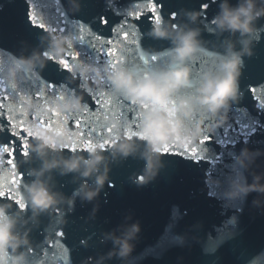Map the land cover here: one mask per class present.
Listing matches in <instances>:
<instances>
[{
	"label": "clouds",
	"instance_id": "clouds-1",
	"mask_svg": "<svg viewBox=\"0 0 264 264\" xmlns=\"http://www.w3.org/2000/svg\"><path fill=\"white\" fill-rule=\"evenodd\" d=\"M80 8V0H67L69 12L76 13ZM202 10L203 6L201 10H182L181 20L175 24L162 15L158 22H152L147 36L166 41L169 46L152 50L154 55L164 59L147 69L127 58L115 67L88 62L73 65V76L93 77L95 85L107 84L129 105L137 106V127L129 136L124 131L129 125L126 117L109 120L113 128L112 142L106 147H93L86 153L63 151L76 137V131L71 128H34V135L28 141L29 155L18 167L25 163L38 166L29 167V179L20 182L15 189L26 207L21 209L11 201L0 200V264H30L29 255L36 247L32 233L40 228L42 217H48L51 222L57 211L73 210L77 199L93 205L89 219H94L105 185L112 186L113 165L129 157L142 160L143 168L129 179L138 187L146 186L165 167L163 149L166 145L196 144L206 133L228 123L231 106L241 98L244 58L254 54L257 35L264 30V25L260 24L264 19V0H236L235 4L231 0H218V11L210 24L214 26L219 51L194 76L193 63L202 54H208V41L202 38L206 30L201 26ZM177 15L171 14L173 18ZM70 39L68 35L44 33L38 48L17 57L9 67L8 78L14 80L22 71L40 78L48 57L64 55ZM144 52L148 54L149 50ZM85 103L83 95L74 94L47 106L27 98L24 107L33 114L52 110L76 113L83 111ZM261 157H264V150L248 147L234 156L221 192L226 201H243L256 193L252 207L264 209V168L257 164ZM69 175L71 183L76 185L70 196L60 189L57 180V177ZM215 182L221 184V181ZM67 223L65 214L59 232L63 233ZM140 232V221L134 220L131 214L126 215L116 227L100 233L99 244L111 247L106 252L86 257L81 264H110L113 260L125 264ZM179 240L183 243L185 237ZM81 244L86 248L91 246L88 239Z\"/></svg>",
	"mask_w": 264,
	"mask_h": 264
},
{
	"label": "water",
	"instance_id": "water-1",
	"mask_svg": "<svg viewBox=\"0 0 264 264\" xmlns=\"http://www.w3.org/2000/svg\"><path fill=\"white\" fill-rule=\"evenodd\" d=\"M44 2L47 5L44 9L45 15L54 22L55 0ZM61 2L69 18L67 29L71 31L73 24L83 23L106 37H111V29L123 21L127 11L131 10L134 4L139 3V11L146 9L145 0H80V10L71 13L67 10V0ZM155 2L159 15L171 19L174 24L181 20L182 10H201L202 5H207V8L202 10L201 26L206 28L202 38L208 41V54H202L199 60L193 63L195 76L219 51L216 47L214 26L210 24L218 11V0L217 3H213V0ZM231 2L235 4L236 0ZM28 11V0H0V80L5 85L15 83L21 89V94L29 91L28 85L23 83L25 80L42 79L57 87L66 83L69 88L75 89V94L83 95L84 101L94 107L91 98L79 87L80 77L70 75L52 60L47 61L40 72V78L25 71L20 72L14 80L8 78V69L17 57L28 55L38 48L40 37L44 34L31 24ZM172 13L178 15L173 18ZM129 22L138 26L142 34L141 47L143 51L149 50L148 54L144 52L147 56L154 54L152 50L159 51L169 46L166 41L153 40L147 36L152 26L151 13L145 11V16L139 21L130 19ZM260 24L264 25V19H261ZM62 35L69 36V33L66 31ZM77 47L82 54L89 51L86 45ZM40 50L43 51V48ZM253 52L251 57L244 58L240 79L241 98L231 106L228 123L211 133H206L212 139L204 145L207 149L205 159L197 162L186 158L185 155H176L174 153L183 151L184 145H175L168 153H164L165 167L158 177L143 187L136 186L129 179L133 173L143 168L142 160L129 157L122 163L113 165L110 172L112 186L105 185L94 219H89L93 205L81 203L79 199L70 212L65 209L54 213L51 222L48 217H42L40 228L32 233L36 247L29 255L30 264L39 260H43L45 264H58L60 250L48 248V245L56 240L62 241L68 250L67 264H81L88 256L106 252L111 245L99 244L100 233L116 227L128 214H131L134 220L140 221L141 232L135 249L125 264H264V209L253 208L251 203L257 194L252 193L245 200L232 203L221 195L223 181L230 172L234 156L243 147L264 150V108L260 107L252 91L257 89V95L260 96L259 90L264 88V30L258 33ZM125 56L128 60L135 56L136 62L143 66L135 51L126 53ZM163 59L161 56L160 61L151 63H161ZM85 84L93 90L101 87L88 79ZM9 94L11 95L10 89ZM33 100L35 101L34 98ZM260 102H264V96H261ZM125 104L128 103L125 101ZM125 111L123 118L126 117L130 121L132 113L126 109ZM114 119L116 118L110 117V120ZM31 123L33 122L30 121ZM0 125L4 126V130L0 131V144L16 139L8 131L6 121L0 120ZM69 128L77 131L71 123ZM191 145L200 146L199 142ZM16 149L17 171L22 175V182L29 179L28 168L38 164L25 163L18 167V163L24 159L20 152L19 140H16ZM63 151L70 152L68 149ZM257 164L264 168V157H261ZM57 180L60 189L70 196L76 187L71 183V176L57 177ZM215 180L221 181V184L217 185ZM0 200L15 203L7 196L0 197ZM65 214L68 223L63 228L64 235L57 236L61 228V218ZM180 237H185L183 243H180ZM85 239L90 241V247L86 248L81 244ZM45 249L49 253L47 257L43 255ZM110 264H120V261L113 260Z\"/></svg>",
	"mask_w": 264,
	"mask_h": 264
},
{
	"label": "snow or ice",
	"instance_id": "snow-or-ice-1",
	"mask_svg": "<svg viewBox=\"0 0 264 264\" xmlns=\"http://www.w3.org/2000/svg\"><path fill=\"white\" fill-rule=\"evenodd\" d=\"M145 11L151 13L152 22H158L160 15L158 12L155 0H145ZM29 11L28 18L31 24L40 29L44 33L51 32L53 34H64L68 31L70 43L68 51L63 57H48L58 63L64 70L72 75L73 65L76 63H84L91 61L95 64L107 63L113 67L121 63L126 58L125 54H131L133 51L137 53L138 59L142 62L145 69L151 67L153 63L161 60V57L156 55L147 56L141 47V33L137 25L132 24L129 20L139 21L145 16V11H139V3L132 6L131 10L127 11L123 21L111 29V37L103 36L94 32L83 23L73 24L72 30L67 29L69 18L66 11L63 10L61 0H55L56 4V19L53 22L46 17L44 9L47 5L44 0H28ZM207 8V5H202ZM106 24L107 21L105 20ZM64 26H61V25ZM87 46L88 52L82 54L77 46ZM48 55L46 52L44 53ZM129 62L141 65L136 62V57H132ZM163 62V61H162ZM207 63V62H204ZM88 80L94 81L93 77H88ZM85 78L80 77L79 87L86 92L91 98L92 105L85 103L83 111L76 113H58L55 110L42 111L39 114H33L25 110V97L33 98L36 102L43 105H49L52 102H61L70 95L75 94V89L69 88L65 84L57 87L54 84L46 83L42 79L38 81L25 80L23 83L28 85L29 91L21 94V89L15 84L5 85L0 80V120L7 122V128L11 136L15 137L10 143L0 144V197L7 196L12 199L21 209L26 206L22 203L19 193L15 191L22 179V175L17 171L16 162V140L20 141V152L23 157L29 155L28 140L34 135V128H69L70 123L77 129L76 137L72 142L64 147L71 152L78 150L88 151L93 147H106L112 142L113 128L109 125L110 117L116 119L123 118L127 112L132 113V118L129 121L128 127L124 129L129 136L133 135L134 129L137 127L139 119V110L137 106L125 104V101L112 92L109 85L98 87L93 90L86 87ZM9 89L11 95L9 94ZM256 99L259 101L260 107L264 108V102L261 101V96H264V88L260 89L261 95H257V89H252ZM147 107V106H144ZM30 121L33 123L30 124ZM4 130V126L0 125V131ZM212 138L204 135L199 141V147L185 144L183 151L174 153L176 155H185L186 158H191L194 161L205 159L207 149L204 145ZM175 145H166L163 151L168 153ZM7 157V158H5ZM7 165L8 167H2ZM62 232H58L57 236H63ZM48 248H57L60 250L58 264H67L68 250L60 240H56L53 244L48 245ZM43 255H49L48 250L43 251ZM55 256L56 254L53 253ZM33 264H45L43 260L34 261Z\"/></svg>",
	"mask_w": 264,
	"mask_h": 264
}]
</instances>
